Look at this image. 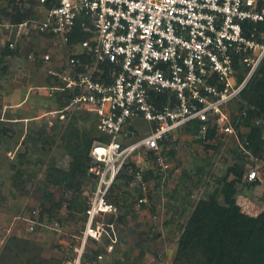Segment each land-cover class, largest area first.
<instances>
[{"label": "built area", "instance_id": "built-area-1", "mask_svg": "<svg viewBox=\"0 0 264 264\" xmlns=\"http://www.w3.org/2000/svg\"><path fill=\"white\" fill-rule=\"evenodd\" d=\"M38 3L45 19L6 24L2 44L15 48L33 35L46 40L37 62L53 82L43 88L65 102L55 112H96L99 131L109 136L90 151L96 186L76 257L68 261L82 264L89 239L104 234L100 218L118 212L110 195L126 166L143 169L146 155L159 154L165 139L196 122L203 139L212 127L235 131L229 108L264 59V0ZM79 31L85 37L72 41ZM140 120L148 130L139 131ZM142 169L136 170L140 178ZM247 178L264 180L257 168Z\"/></svg>", "mask_w": 264, "mask_h": 264}, {"label": "rangeland", "instance_id": "rangeland-1", "mask_svg": "<svg viewBox=\"0 0 264 264\" xmlns=\"http://www.w3.org/2000/svg\"><path fill=\"white\" fill-rule=\"evenodd\" d=\"M0 7V264L26 258L8 254L10 246L17 250L18 240L28 242L29 252L47 264H68L87 221L84 210L72 208V198L86 203L96 183L93 187L84 180L59 188L49 182V172L52 167L70 169L72 148L86 135L99 134L98 115L85 109L55 112L64 101L43 88L53 82L37 63L46 40L33 35L18 52L4 51L8 16L21 12L43 20L45 8L37 0H0ZM262 63L255 76L261 77ZM249 107L240 96L230 106L233 133L213 128V136L203 139L183 129L163 143L159 154L146 155L143 169L135 167L142 169L141 178L135 173L132 179L125 174L118 179L110 195L118 212L100 218L104 234L86 246L103 257L85 264H192L175 260L183 233L201 199L217 194L224 203L223 187L230 181H235L242 212L254 217L264 212V180L247 178L252 168L264 176V116L252 117L259 136L250 143L252 126L243 123ZM136 126L141 132L149 129L144 120ZM233 167L243 169L242 178L232 173ZM50 194L56 200L63 196L53 215L48 212Z\"/></svg>", "mask_w": 264, "mask_h": 264}, {"label": "trees", "instance_id": "trees-1", "mask_svg": "<svg viewBox=\"0 0 264 264\" xmlns=\"http://www.w3.org/2000/svg\"><path fill=\"white\" fill-rule=\"evenodd\" d=\"M14 16H8L11 19L6 24H18L25 19L34 18V16H29V14L22 15L21 12ZM79 32L72 36V41H77L85 37L83 33ZM22 45L18 43L15 48H10L8 42L5 45L2 44L6 54L18 52L22 49L20 47ZM257 74L262 75L258 77L254 74L240 94V97L247 100L250 104L247 111L245 110L247 115L243 117V123L252 126L253 129L247 135V140L250 143L256 141V138L259 136V129L252 122V117L255 115H259L260 117L264 116V62ZM199 127L200 124L196 122L187 129L193 134L198 135ZM213 130L212 127L207 138L213 136ZM96 140L108 141L109 136L100 131L95 136H91L90 134L86 135L81 145L72 148L74 161L70 169L65 171L52 167L49 172V182L57 185L59 188L65 189L71 186L70 182L77 185L84 180H89L93 182L94 187L96 176L89 172V168L94 162L90 151ZM166 140L162 142V145ZM149 154L154 156L155 152H150ZM136 166L134 162L126 166L117 180L124 176V174L130 175L129 178L132 179L136 173ZM129 169L132 172H129ZM232 173L242 178L243 169L233 167ZM222 192L225 197L224 203L218 200L217 194H212L199 201L180 240L175 260L182 263L191 260L192 264H264V212L256 217L242 212L240 206L237 204L235 181L227 182ZM49 200L52 203L48 212L53 215L54 209L60 208L63 205V196L59 200H56L54 195L50 194ZM71 203L72 208L84 210L86 214L88 201L86 203H78L77 197H74ZM20 241L22 242L24 240ZM20 241L18 240L17 250L12 246L8 248V254L12 258L15 257L18 259L20 254L24 253L27 254L26 258L20 264H47L29 252L27 248L28 242L24 243V241L23 245ZM98 254V251H94L92 254L86 251L82 257V263L85 264L86 262L96 260ZM6 263L8 264L9 261H6Z\"/></svg>", "mask_w": 264, "mask_h": 264}, {"label": "crops", "instance_id": "crops-1", "mask_svg": "<svg viewBox=\"0 0 264 264\" xmlns=\"http://www.w3.org/2000/svg\"><path fill=\"white\" fill-rule=\"evenodd\" d=\"M38 63V62H37Z\"/></svg>", "mask_w": 264, "mask_h": 264}]
</instances>
